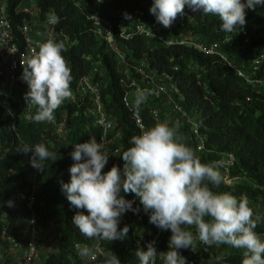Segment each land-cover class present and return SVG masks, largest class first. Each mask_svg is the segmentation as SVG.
I'll return each mask as SVG.
<instances>
[{
    "label": "trees",
    "instance_id": "1",
    "mask_svg": "<svg viewBox=\"0 0 264 264\" xmlns=\"http://www.w3.org/2000/svg\"><path fill=\"white\" fill-rule=\"evenodd\" d=\"M22 1L11 0L9 3L10 17L16 30L26 18H30L29 14L17 10ZM86 1L87 4L79 5L74 0H39L41 20L45 22L51 11L61 19L55 36L56 41H63L67 49L62 55L71 69L72 91L78 88L83 77L93 71L97 62L100 61L104 66L110 80L103 92L105 107L116 118L117 128L123 132V150L112 159L108 170L113 166L122 170L125 163L122 153L130 147L131 137L140 135L142 130L135 115H139L145 129L159 121L150 116L147 106L140 105L136 110L127 105L126 94L134 89L132 77L128 79L120 70L115 53L107 51L106 45L99 43L88 16L93 13L111 15L113 12H124L128 18L133 14L150 24L159 22L155 15L143 7L144 4H154V0ZM260 6L264 10V4ZM221 23L217 16L203 15L202 11H193L185 6L184 14L177 16L171 27L186 35H202L214 41H225L229 33L221 30ZM240 28L242 33L225 42L224 51L242 63L240 58L234 57L237 51L245 54L264 51V15L245 18V24ZM126 44L136 60L145 62L159 74H169L178 93L183 96L182 105L198 115L199 132L206 137V148L211 151L198 157L201 163L212 164L222 160L226 154H233L236 163L231 166V175L246 177L252 183L230 186L222 181L219 186L209 184L212 191L231 193L238 200L246 197L253 211V219L257 217L250 203L257 202L264 206V94L241 81L236 71L220 56L209 55L190 46L157 45V48H152L142 36H135ZM189 61L197 63L203 70L199 74L190 71L187 67ZM263 75L264 65L257 77ZM90 106L86 102L77 110L72 109L74 112L68 123L70 134L63 139L55 133L52 122L28 119L29 106L25 99L12 104V111L18 113L14 119L8 117L6 109L0 104V219L7 217L15 229L24 226L29 213L26 202L34 197L40 235L55 240L59 247L57 252L48 253L46 264H80L76 246L91 242L73 224L74 215L79 212L86 215L87 210L71 205L66 193L61 190V184L70 183L71 180L70 168L76 163L71 155L75 144L89 142L92 138L100 143L103 137V130L96 127L87 116ZM35 112L34 107L30 115ZM39 143L55 153V161H44L43 171L32 166L31 151H20L24 145L34 147ZM19 193L25 194L26 198L19 201ZM125 226L119 220L118 231ZM3 228L0 224V235ZM254 231L257 235L264 232L258 223ZM129 234L130 229L123 239L99 242L106 250H116L115 256L120 264H140L136 254L127 248ZM41 242L45 244V240ZM231 247L220 244L217 252L212 251V255L205 253V261L201 264H242L244 249H240V255L218 256V253ZM160 248L158 246V250Z\"/></svg>",
    "mask_w": 264,
    "mask_h": 264
},
{
    "label": "clouds",
    "instance_id": "2",
    "mask_svg": "<svg viewBox=\"0 0 264 264\" xmlns=\"http://www.w3.org/2000/svg\"><path fill=\"white\" fill-rule=\"evenodd\" d=\"M260 4H264V0H246V3L241 0H154L150 13L169 28L188 6L193 11H202L203 15L219 17L221 30L232 33L238 25L245 24V8L254 9ZM58 22L57 16H50V24ZM65 51L63 41L49 38L26 55L22 54V80L29 88L24 99L27 106L36 108L35 114L28 116L29 120L52 122L55 111L64 101L73 99L71 69L62 55ZM154 94L153 90L138 89L133 108L138 110L148 96ZM129 144L121 155L125 162L123 178L116 166L102 173L109 157L103 138L100 143L92 138L89 142L75 144L71 155L76 163L70 168L71 180L62 183L61 190L71 205L87 210V215L79 212L73 217V224L82 235L102 241L127 236V226L118 231L119 219L126 210L138 212L139 209H133L132 201L119 196L123 188L124 193L131 192L139 198L145 212L151 211L150 223L171 230L169 251L161 253L164 264H186L177 249H194L196 238L208 246L227 244L244 249L242 264H264V241L254 231L259 218L253 219L246 197L238 200L231 193H215L209 187V184L219 186L223 181L220 169L226 167V161L201 163L196 152L183 143L176 129L167 123L158 122L142 129L140 135L131 137ZM20 151H31V164L40 171L45 169L44 161H55V153L43 143L34 147L24 145ZM193 226L197 237L188 230ZM80 255L86 260L97 259L88 247L81 249ZM136 256L140 264H154L157 257L154 242L149 243L146 250L138 248ZM104 264H120V261L112 255Z\"/></svg>",
    "mask_w": 264,
    "mask_h": 264
},
{
    "label": "built area",
    "instance_id": "3",
    "mask_svg": "<svg viewBox=\"0 0 264 264\" xmlns=\"http://www.w3.org/2000/svg\"><path fill=\"white\" fill-rule=\"evenodd\" d=\"M10 1L11 0H0V104L6 109L8 117L14 119L18 113L12 111V104L23 100L25 94L29 91L27 83L22 80L23 66L20 63L22 54L26 55L30 49L37 47L39 43L49 38L56 40L55 34L56 30L60 28L61 19L54 11H51L45 22H42L39 0H23L17 10L29 14L30 18H26L18 27V30H16L9 13ZM74 1L79 5L82 3L87 4L86 0ZM96 1L98 3L102 2L101 0ZM244 3H246V0ZM249 10H252L249 16L256 17L261 14L264 15V10L260 5H257L254 9L246 7L245 15ZM121 13L123 12H113L111 15L93 13L88 16L92 22V31L99 43L105 44L107 51L115 53V58L119 61V66H122L125 61L122 54L119 52V47H125L132 55L126 41L133 39L135 36H142L150 43L156 42L159 46H190L206 54L220 56L236 71L241 81L250 85L257 91L260 88H264V75L257 77L264 65L261 59L264 57V51L254 54H245L237 51V56L243 61L240 63L237 62L236 59L229 57L224 51L223 45L228 39L225 41H214L202 35H186L183 31H176L172 27L165 28L159 23H147L141 18H136L133 14H130V17L126 18V15L121 16ZM52 15L59 18V22L55 25L49 23V18ZM201 36L205 38L206 43L194 40ZM21 40L24 42L23 44H21ZM12 50L16 52H10ZM132 67L137 70L138 74H140L143 79V84H140L137 79H133L132 86L134 89L132 91L149 89L156 93L154 95H149L143 105L149 108L150 116L155 117L156 120L162 123L159 111L154 105H149V103L151 100H162L167 94L166 87L151 76L153 70L145 62H141ZM187 67L190 71L196 72L197 74L203 70L201 66L193 61H189ZM120 70L128 79L131 78L129 68ZM157 75L161 80L173 83V79L169 74L157 73ZM123 82L125 83V80H123ZM109 83L110 80L105 68L102 70V73H100V76L92 71L88 76L83 77L78 88L72 91L73 99L65 100L58 111H55V120L52 121L55 133L58 134L60 138L66 139L70 134L68 123L71 118L67 108L77 110L84 103H90L91 106L88 108L87 116L92 119V123L96 127L103 130L102 138L105 141V146L109 154L108 162L102 169V173H107L109 171L108 165L112 159L123 150V132L117 128L116 118L107 112L103 100V92L108 88ZM173 86L176 88L174 83ZM131 92H128L125 97V101L129 107L133 106V103L129 101ZM173 103L174 115L176 114L178 119L182 122H188V126H190L192 139L194 141L192 143V148L196 152L197 157L210 153L211 151L206 148V137L199 132L198 115L192 111H188L182 104L178 105L175 101ZM33 108L34 107H28L27 116L31 114ZM154 113L156 115H153ZM135 118L137 124L142 129H145L138 114L135 115ZM106 124H110L111 127H105ZM1 148L0 145V149ZM222 160L226 161L227 167H225V169L228 170L229 175H231L229 168L231 169V166L235 165V156L233 154H226L223 156ZM121 176L123 178V168L121 170ZM236 179L237 177L233 176H223L225 184L230 186L235 185L231 184V182ZM119 196L127 201H132L133 209H139L138 212L126 210L119 219L130 229L128 250L136 254L138 248L146 250L147 245L154 242V246L157 250V257L154 264H164L161 253L169 251L170 237L172 235L171 230H163L150 223L149 217L151 211L145 212L139 198L136 197L134 193H124L123 188H121ZM25 198V194L19 193V201ZM34 200L35 198L32 197L26 202L29 213L26 218L27 223H25L24 226L15 229L10 225L7 217L4 216L0 219V224L4 227L0 235V240L2 241V243H0L2 249V251H0V258L5 261V264H46L47 256L42 258V251L39 246L41 235L38 226V211L34 207ZM194 237H197V235ZM99 241L100 240L91 239L89 243L78 244L76 246V255L80 264H104L107 257L115 255L116 250H106ZM158 246H161L159 250ZM85 247H88L92 254L97 257L95 261L90 259L86 260L80 255V250ZM177 251L185 258L186 264H201L203 260L205 261V253L211 254L209 247L200 242L198 238L194 241V249L189 247L187 249H177Z\"/></svg>",
    "mask_w": 264,
    "mask_h": 264
},
{
    "label": "rangeland",
    "instance_id": "4",
    "mask_svg": "<svg viewBox=\"0 0 264 264\" xmlns=\"http://www.w3.org/2000/svg\"><path fill=\"white\" fill-rule=\"evenodd\" d=\"M152 5L153 4L145 5L144 8L147 11H150V8L152 7ZM251 11L252 10L248 11V13L245 15V18L250 17L249 14H251ZM123 15H125L124 12L121 13V16H123ZM189 20L192 21V19H190V18H189ZM240 33H242V30H241L240 26L238 25L237 30L232 32V33H229L227 39L230 40L232 37H234L235 35H238ZM194 40H197V41L202 42V43H206L205 38H203L202 36L195 38ZM150 45L152 48H157V45H159V44H157L156 42H152V43H150ZM119 52L122 54L123 58L125 59L123 65L119 66V68L122 70L129 68L130 75L132 77V81H133V78H135L138 80V82H140V84H143V79H142L141 75L138 74L137 70L132 67V66H136L137 64H140L141 61L139 62L138 60H136L129 53L128 49H126L125 47H119ZM234 57L239 58L237 56V54H235ZM261 59L264 63V57ZM103 69H104V67L99 61L94 65L93 73L100 76V73H102ZM138 75H140V76H138ZM151 76L156 78L159 83L164 84V86L166 87L167 94H166V96H164V98L162 100H159V99L158 100H151L149 105H154L161 115L162 123H167L170 127H174L177 131V135L182 139V142L187 144L188 146H190L192 148V143L194 141L192 139L191 129H190V126H188V122H186V121L182 122L180 119H178V116H176V114L174 115V112H173V109H174L173 108V105H174L173 102L175 101L178 105L182 104L183 96L178 93L176 88L173 86V83L166 81V80H161L160 77L157 75V73L154 70L151 72ZM258 91L260 93L264 94V88H260V89H258ZM136 92H137L136 90L134 92L133 91L131 92L130 97H129L130 103L134 102V97H135ZM67 111H69V114L71 117L74 110H72V108H67ZM220 171H221L223 176H227V177L232 176V175H229V172H228V170L225 169V167L221 168ZM229 171H231L230 168H229ZM237 183L252 185V183L246 177H237V179L235 181L231 182V184H237ZM250 205L254 208V210L258 214V216L255 217L254 219L259 218L257 220V223L262 225L263 231H264V221L262 220V216H264V206L261 203H257V202H251ZM205 219L207 220V217H205ZM188 230L191 231L194 236L197 235V231H196L194 226L189 228ZM258 236L261 238L262 241H264V232ZM43 240H45V244H42L41 241H43ZM0 243H2L1 240H0ZM39 246H40V249L42 251L41 252L42 258H44L45 256H48V253H50V252H57L59 250L58 244L56 243L55 240H52L51 238H45L42 235H41V239L39 242ZM207 247H209L211 253H212V251L217 252L219 250V245H215V244L211 245V246L207 245ZM0 251H2L1 246H0ZM240 253H241L240 249L231 247L224 252L218 253V256L220 258H224V257H230L232 254L233 255L234 254L240 255ZM0 260H1L0 264H5L4 260H2L1 258H0Z\"/></svg>",
    "mask_w": 264,
    "mask_h": 264
},
{
    "label": "crops",
    "instance_id": "5",
    "mask_svg": "<svg viewBox=\"0 0 264 264\" xmlns=\"http://www.w3.org/2000/svg\"><path fill=\"white\" fill-rule=\"evenodd\" d=\"M145 5H149V4H144L143 7H145Z\"/></svg>",
    "mask_w": 264,
    "mask_h": 264
}]
</instances>
